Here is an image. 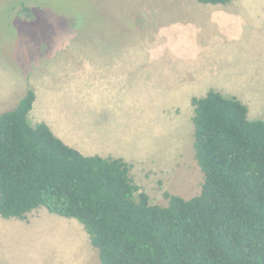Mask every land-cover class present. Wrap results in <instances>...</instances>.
<instances>
[{"label":"rangeland","instance_id":"rangeland-1","mask_svg":"<svg viewBox=\"0 0 264 264\" xmlns=\"http://www.w3.org/2000/svg\"><path fill=\"white\" fill-rule=\"evenodd\" d=\"M28 1L37 18L0 0V114L33 90L32 126L131 164L151 203L201 192L193 97L237 96L264 121V0ZM0 262L101 264L83 225L46 208L0 216Z\"/></svg>","mask_w":264,"mask_h":264},{"label":"trees","instance_id":"trees-1","mask_svg":"<svg viewBox=\"0 0 264 264\" xmlns=\"http://www.w3.org/2000/svg\"><path fill=\"white\" fill-rule=\"evenodd\" d=\"M228 5L235 0H196ZM18 10L39 12L28 0ZM37 12H36V10ZM36 93L0 114V216L37 209L78 220L101 264H264V121L236 97H193L194 149L204 174L199 195L165 193L151 203L132 165L86 156L29 116Z\"/></svg>","mask_w":264,"mask_h":264},{"label":"crops","instance_id":"crops-1","mask_svg":"<svg viewBox=\"0 0 264 264\" xmlns=\"http://www.w3.org/2000/svg\"><path fill=\"white\" fill-rule=\"evenodd\" d=\"M238 0H235V1H233L232 3H230V4H228V6L226 5V8H221V10H223V9H227V7H230L231 5H233V3H235V2H237ZM225 11V10H224ZM224 11H221L222 13L224 12ZM206 80H208V78L206 79ZM208 84H210L209 86H225V84H223V83H216L215 85H212V83L211 82H208ZM216 90V89H215ZM233 97H236L237 98V96H233ZM242 102V101H241ZM36 103V102H35ZM45 123V122H44ZM48 125V124H47ZM49 126V125H48ZM50 127V126H49ZM50 128H52V127H50ZM52 131L55 133V134H57L56 132H55V130L52 128ZM58 137L60 138V139H62L67 145L69 144V146H71V147H75V148H77V150H79L80 152H81V148L80 147H76V146H73L72 144H70V143H68V141H66L65 139H63L62 138V136H60V135H58ZM82 153V152H81ZM38 210V209H37ZM37 210H35V211H37ZM31 213H33V212H31ZM31 213H29V214H31ZM28 214V215H29ZM4 219V218H3ZM14 219V218H13ZM0 264H10L9 262L8 263H5V262H0Z\"/></svg>","mask_w":264,"mask_h":264}]
</instances>
